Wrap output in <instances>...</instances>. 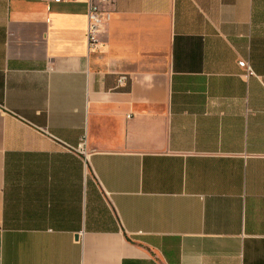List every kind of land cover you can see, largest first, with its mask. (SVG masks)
<instances>
[{"label":"crops","instance_id":"1","mask_svg":"<svg viewBox=\"0 0 264 264\" xmlns=\"http://www.w3.org/2000/svg\"><path fill=\"white\" fill-rule=\"evenodd\" d=\"M107 7L0 0V264H264V0Z\"/></svg>","mask_w":264,"mask_h":264},{"label":"built area","instance_id":"2","mask_svg":"<svg viewBox=\"0 0 264 264\" xmlns=\"http://www.w3.org/2000/svg\"><path fill=\"white\" fill-rule=\"evenodd\" d=\"M45 3L46 8H50V3H58L62 1H70V0H41ZM114 0H87V10H86V45L88 50H92L96 47L99 42V34L101 31V26L108 19L110 14V9L107 5ZM238 67L244 72L242 75H252L253 71L246 59H238L237 60ZM124 76L120 77V80H124ZM76 150L81 153L86 159L85 152V139L84 137L77 144Z\"/></svg>","mask_w":264,"mask_h":264}]
</instances>
